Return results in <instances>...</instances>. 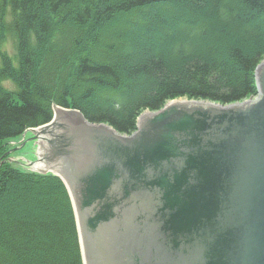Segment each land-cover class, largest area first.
Wrapping results in <instances>:
<instances>
[{
	"label": "trees",
	"instance_id": "trees-1",
	"mask_svg": "<svg viewBox=\"0 0 264 264\" xmlns=\"http://www.w3.org/2000/svg\"><path fill=\"white\" fill-rule=\"evenodd\" d=\"M8 35L17 64L1 53L0 264H83L66 186L2 162L7 140L49 122L54 104L129 134L173 99L257 95L264 0H0V44Z\"/></svg>",
	"mask_w": 264,
	"mask_h": 264
},
{
	"label": "water",
	"instance_id": "water-1",
	"mask_svg": "<svg viewBox=\"0 0 264 264\" xmlns=\"http://www.w3.org/2000/svg\"><path fill=\"white\" fill-rule=\"evenodd\" d=\"M255 78V99L171 100L129 135L62 107L30 129L84 264H264V61Z\"/></svg>",
	"mask_w": 264,
	"mask_h": 264
},
{
	"label": "rangeland",
	"instance_id": "rangeland-1",
	"mask_svg": "<svg viewBox=\"0 0 264 264\" xmlns=\"http://www.w3.org/2000/svg\"><path fill=\"white\" fill-rule=\"evenodd\" d=\"M7 20H9V17H7ZM1 53L2 54H6L7 56H9L11 58L12 62L14 63V65L17 64V51H16V46H15V40H14V38L12 36H9V35L6 36L5 40L0 44V66H1ZM262 61H264V59ZM2 86L6 90H9L11 92H16V90H17L16 85L11 80L2 81ZM255 98H257V95L248 97V98H246L244 100L255 99ZM183 99H189V98H187V97L178 98V100H183ZM244 100H242V101H244ZM242 101H238V102H242ZM145 111H150V110H145ZM145 111H143V112H145ZM40 135H42V133ZM44 136L50 138V135L48 133H46V134L44 133ZM25 137H31V134L30 133H26ZM21 139L22 138L19 139L20 142L22 141ZM42 143H43V145L45 147H47L49 145L48 142H46L44 140L42 141ZM8 145H9V149H10L12 146L10 144H8ZM31 147H32V143H28L27 147H25L23 150L20 149L19 151L12 152L7 160H9L10 162H13L12 165H16V166L19 165V164L18 163H14V162H16L17 160H21L22 157H24V158L26 157L29 160H34V156H32L30 154V152L32 150ZM44 152L45 151H43V153ZM24 167H26V166H24ZM15 192H16V194L17 193H22L21 195L26 196V197L27 196L28 197H32V195L30 196V195L24 194V192L21 189H19V188H17L15 190ZM54 198L53 197H48L45 200L48 201V200H52ZM7 202L9 203L11 208H12V204L15 203L18 206L17 211H26V208L23 205L21 206V204L19 203L18 197H16V195H14L13 197H12V195H10L7 198ZM33 203H34V206L37 207V203H35L34 198H33ZM13 209L15 210V207Z\"/></svg>",
	"mask_w": 264,
	"mask_h": 264
},
{
	"label": "bare ground",
	"instance_id": "bare-ground-1",
	"mask_svg": "<svg viewBox=\"0 0 264 264\" xmlns=\"http://www.w3.org/2000/svg\"><path fill=\"white\" fill-rule=\"evenodd\" d=\"M262 62V61H261ZM260 62V63H261ZM259 63V64H260ZM258 64V65H259ZM257 65V66H258ZM257 68V67H256ZM5 80H11V79H5ZM4 81V80H3ZM12 81V80H11ZM13 82V81H12ZM1 85H2V82H1ZM17 91V90H16ZM171 101V100H170ZM53 106H56V107H58L59 105H56V104H54ZM135 131V130H134ZM134 131H132V132H134ZM131 132V133H132ZM19 137L18 138H14V139H9V140H7V142H8V144H10L12 147V149H13V151H19L20 149H24L25 147H27V145H28V143H29V140H30V137H22V141L20 142L19 141ZM32 148V150H31V152H30V154L32 155V156H34V159L35 158H37V156H38V149L34 146V147H31ZM10 156V152H6L5 153V155H4V159L2 160V162H8V163H10V164H13V162H10L9 160H7L8 159V157ZM16 161V160H15ZM31 161H33V160H25V159H21V160H17L16 162H14V163H17V162H25L24 163V165L26 166L25 168H26V170H28V171H31L32 169H45L46 168V164H45V162H43L42 160H40L39 162H36V163H34V164H32V167H31V164L29 163V162H31Z\"/></svg>",
	"mask_w": 264,
	"mask_h": 264
}]
</instances>
